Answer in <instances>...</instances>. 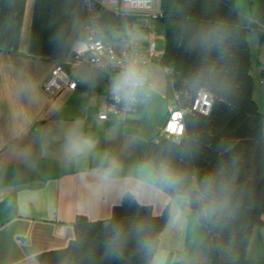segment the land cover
I'll list each match as a JSON object with an SVG mask.
<instances>
[{
  "label": "crops",
  "instance_id": "0c3cea01",
  "mask_svg": "<svg viewBox=\"0 0 264 264\" xmlns=\"http://www.w3.org/2000/svg\"><path fill=\"white\" fill-rule=\"evenodd\" d=\"M149 12L161 13L159 0ZM84 20V0H0V264H40L38 253L64 248L74 238L76 215L106 220L126 193L154 215L168 211L150 264H170L173 240L182 236L187 244L192 233L198 245L207 230L186 196L170 197L162 186H152L159 166H144L147 145L160 135L175 101L170 75L159 63L163 21L139 14L133 25L140 50L150 39L155 45L156 56L145 68L147 100L124 119L100 120L114 71L89 69L73 90H43L56 65L70 71L73 53L83 48ZM70 132L91 137L95 148L70 157ZM113 157L121 164L119 179L100 188L96 170ZM186 246L182 259L196 264Z\"/></svg>",
  "mask_w": 264,
  "mask_h": 264
},
{
  "label": "trees",
  "instance_id": "16d2710c",
  "mask_svg": "<svg viewBox=\"0 0 264 264\" xmlns=\"http://www.w3.org/2000/svg\"><path fill=\"white\" fill-rule=\"evenodd\" d=\"M165 46L160 65L170 71L174 104L185 110L178 140L153 137L144 161L167 164L184 179L170 197L186 196L207 234L200 250L208 264H252L247 255L252 232L264 230V113L252 97L253 78L246 32L264 43V0H257L250 22L239 21L235 0H159ZM135 13L101 10L108 35L133 28ZM264 82V69L259 71ZM200 90L211 95L208 115L189 111ZM206 178L211 186L205 187ZM226 205L205 216V205ZM168 211L154 215L131 193L106 220L76 215L74 238L64 248L38 253L40 264H150ZM121 236L114 240V229ZM140 229L138 231L137 229ZM151 242L150 249L141 246ZM170 264H192L180 259Z\"/></svg>",
  "mask_w": 264,
  "mask_h": 264
},
{
  "label": "built area",
  "instance_id": "2783aa9c",
  "mask_svg": "<svg viewBox=\"0 0 264 264\" xmlns=\"http://www.w3.org/2000/svg\"><path fill=\"white\" fill-rule=\"evenodd\" d=\"M153 0H84L85 20L83 23V48L76 49L70 60V71L67 72L61 65H56L43 84V90L49 95H55L62 89L76 88L79 76L89 69L99 68L114 71L119 74L123 64L131 59L139 62L143 68L148 67L156 56L154 41L150 39L147 48L139 49L137 34L131 28L126 34L112 38L106 32L101 22V10H109L115 14L135 13L144 14L153 18H160V13H150ZM167 70V69H166ZM167 73L171 75L170 71ZM211 95L203 90L196 93L189 111L200 115H208L211 107ZM133 106L126 107L117 102L111 93L101 107L98 118L108 120L110 116L124 119ZM185 110L175 104L169 108L168 119L161 131V135L178 140L184 133L182 116Z\"/></svg>",
  "mask_w": 264,
  "mask_h": 264
},
{
  "label": "clouds",
  "instance_id": "9594fccd",
  "mask_svg": "<svg viewBox=\"0 0 264 264\" xmlns=\"http://www.w3.org/2000/svg\"><path fill=\"white\" fill-rule=\"evenodd\" d=\"M111 93L113 98L123 103L126 107L133 106L137 103L145 102L148 98V92L151 88L147 70L140 66L135 59L129 60L123 64L119 74L113 79L111 85ZM95 148V141L86 135L70 132L67 136L65 151L72 158H79ZM145 167H150V163H146ZM121 164L115 157L102 162L101 166L96 170V179L100 188H108L113 186L119 179ZM183 177L172 170L167 164H161L156 168L152 175V186L160 185L167 189H176L183 182ZM211 178H206L205 187L211 186ZM226 205H205L202 212L205 216L223 211ZM140 231V229H137ZM121 230L119 227L114 229V240H119ZM141 246L150 249L151 242L142 240Z\"/></svg>",
  "mask_w": 264,
  "mask_h": 264
},
{
  "label": "rangeland",
  "instance_id": "374dc122",
  "mask_svg": "<svg viewBox=\"0 0 264 264\" xmlns=\"http://www.w3.org/2000/svg\"><path fill=\"white\" fill-rule=\"evenodd\" d=\"M235 5L241 21L248 24L250 22L251 14L256 10L257 0H235ZM247 42L251 58L250 74L253 78L252 97L258 106V110L261 113H264V82L259 77V71L264 69V43L259 41L258 33L254 29L248 30ZM192 236L191 233L187 244L182 240V236L172 241V250H168L173 258L172 261L182 259L180 253L185 250H183V248L187 245L186 252L191 260L195 261L196 264H208L207 259L200 250V244L197 243L198 245H196ZM249 258H251L253 264H264V230L262 228L257 227L253 232Z\"/></svg>",
  "mask_w": 264,
  "mask_h": 264
}]
</instances>
